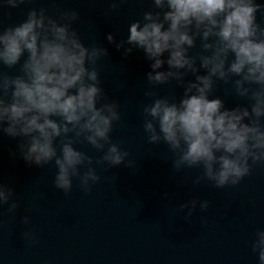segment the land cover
Wrapping results in <instances>:
<instances>
[{
  "label": "clouds",
  "instance_id": "clouds-1",
  "mask_svg": "<svg viewBox=\"0 0 264 264\" xmlns=\"http://www.w3.org/2000/svg\"><path fill=\"white\" fill-rule=\"evenodd\" d=\"M28 0H4L18 8ZM54 2V0H53ZM124 0H112L110 11ZM153 9L128 25L127 39L107 40L127 58L143 50L150 61L146 80L153 86L172 81L183 89L176 102L157 97L143 107V130L149 144L163 143L174 154L172 166L202 172L193 181L206 180L217 189L238 185L264 166V4L256 0H152ZM32 8L18 24L0 27V135L21 138L11 156L29 166L54 162L55 189L68 195L74 180L88 194L101 176L94 165L108 169L128 161L111 136L121 119L119 104L104 93L97 65L109 55L99 45L85 46L73 24L77 10ZM200 51L192 55L190 50ZM127 46V47H126ZM165 54L166 57H165ZM167 65L166 70H161ZM203 70V74H202ZM189 75L194 79H186ZM217 82L231 84L235 95L248 101L233 108L219 98H209ZM146 97L157 93L145 91ZM90 145L102 155L93 158L77 144ZM14 216L20 208L12 186L0 178V214ZM197 205L201 212L208 200L192 199L178 206L191 222ZM24 225L31 219L21 218ZM23 238L33 240L31 230ZM251 251L264 264V229L255 232Z\"/></svg>",
  "mask_w": 264,
  "mask_h": 264
},
{
  "label": "water",
  "instance_id": "water-1",
  "mask_svg": "<svg viewBox=\"0 0 264 264\" xmlns=\"http://www.w3.org/2000/svg\"><path fill=\"white\" fill-rule=\"evenodd\" d=\"M111 2L28 0L9 8L0 0V27L20 23L32 8H47L57 18V10L80 13L73 28L85 46L96 44L109 51L97 68L104 93L119 104L121 119L111 136L134 162L132 168L126 160L107 172L106 165H94L101 181L92 191L85 194L74 180L66 196L53 186L54 162L29 167L11 156L21 138L0 135V178L14 188L21 205L14 216L7 213V205L0 214V264H258L251 241L258 229H264V166L254 167L236 186L217 189L206 180L196 185L193 181L201 169L177 173L168 146L147 142L143 107L157 97L178 102L183 89L175 81L151 85L146 80L150 61L143 50L134 49L125 58L123 50L106 38L111 33L117 43L127 39L129 23L152 10V0H124L115 12L110 11ZM256 2L264 4V0ZM257 22L264 26L259 12ZM199 51L197 41L190 54ZM166 69L167 65L161 70ZM0 71L17 75L19 65L0 66ZM145 91L157 96L146 97ZM216 97L227 108L248 103L223 82H217L209 98ZM75 147L94 159L102 155L86 143ZM194 198L208 200L209 207L201 212L197 205L188 222L178 206ZM24 215L30 217V224L21 222ZM29 230L33 240L23 238Z\"/></svg>",
  "mask_w": 264,
  "mask_h": 264
}]
</instances>
